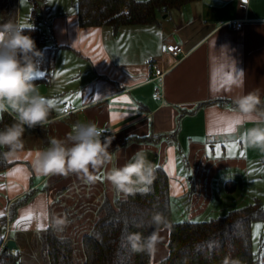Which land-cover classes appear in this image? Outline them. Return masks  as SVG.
I'll return each mask as SVG.
<instances>
[{"label": "crops", "instance_id": "crops-1", "mask_svg": "<svg viewBox=\"0 0 264 264\" xmlns=\"http://www.w3.org/2000/svg\"><path fill=\"white\" fill-rule=\"evenodd\" d=\"M36 2L47 45L57 46L48 80L34 83L51 110L43 125L26 129L23 150L5 158L9 166L0 171V217L7 219L3 245L13 240L11 252L19 253L23 264H46L40 236L55 228L54 205L65 200L70 204L60 212L67 215L72 208L74 215L64 218L65 229H55L78 244L101 201L126 196L106 180L107 170L123 166L139 150L167 175L173 222H202L257 201L264 205L262 194H255V185L264 187V152L241 139L256 122L236 123L232 103L254 90L264 100V0H196L157 13L154 25L116 32L107 25L81 27L74 0ZM21 7L16 0L14 23L25 27L29 16L21 18ZM236 22L242 23L239 30ZM164 44L184 53L164 54ZM154 65L165 71L158 100L152 98ZM5 112L15 119L11 110ZM89 121L113 154L111 163L95 171V182L34 171L36 153L51 139H65L74 125ZM21 201L10 219L9 211ZM155 234L148 264H160L168 255L169 229ZM251 234L254 264H264V223H253ZM30 252L41 260L29 259Z\"/></svg>", "mask_w": 264, "mask_h": 264}, {"label": "trees", "instance_id": "trees-1", "mask_svg": "<svg viewBox=\"0 0 264 264\" xmlns=\"http://www.w3.org/2000/svg\"><path fill=\"white\" fill-rule=\"evenodd\" d=\"M28 1L29 24L22 27L23 34L30 35L37 50L43 53L39 68L43 77L36 83L48 80L54 69L57 46L47 45L45 33L39 27L37 2ZM192 1L196 0H74V3L81 27L107 25L116 32L123 26L154 25L157 13L167 14ZM1 3L2 11L6 12L0 20L3 25L15 17L16 0ZM14 120L8 113H0V128ZM8 166L0 156V171ZM20 204L22 201L9 211L10 219ZM157 213L165 218V223H153L152 217ZM95 214L96 220L82 236L77 251L73 240L59 236L55 228L41 234L46 264H148L151 251L133 248L128 238L139 233L142 243L143 237L163 227L169 229L168 255L160 264H222L225 256L239 260L240 264H254L251 227L253 223H264V205L258 201L207 221L173 222L168 178L161 167L155 168L153 183L146 191L126 194L124 198H104ZM6 224V217H0V264H23L19 253H12L3 245ZM78 252L81 255L77 257Z\"/></svg>", "mask_w": 264, "mask_h": 264}, {"label": "clouds", "instance_id": "clouds-1", "mask_svg": "<svg viewBox=\"0 0 264 264\" xmlns=\"http://www.w3.org/2000/svg\"><path fill=\"white\" fill-rule=\"evenodd\" d=\"M24 28L8 22L0 25V113L11 110L15 114L13 123L0 128V156L4 158L19 155L24 148L26 129L43 125L50 114V102L39 94L34 81L42 77L40 60L43 53L36 48L30 35L23 34ZM233 113L239 122L254 121L255 126L245 129L241 135L244 143L264 152V100L259 90L236 95L232 101ZM97 125L91 121L77 123L65 139L53 138L46 150L36 153L32 168L42 175L68 176L75 174L86 183L96 180L95 171L111 163L112 153L109 142ZM155 168L142 150L134 153L120 167H111L106 172V180L117 194L144 192L153 183ZM155 225L165 223V218L157 213L152 217ZM53 226L61 229L63 218L54 217ZM133 248L148 251L155 249V231L147 237L139 233L129 236ZM222 264H240L239 260L225 256Z\"/></svg>", "mask_w": 264, "mask_h": 264}, {"label": "rangeland", "instance_id": "rangeland-1", "mask_svg": "<svg viewBox=\"0 0 264 264\" xmlns=\"http://www.w3.org/2000/svg\"><path fill=\"white\" fill-rule=\"evenodd\" d=\"M22 1V7H21V10H20V12H21V18H28V14L30 13V4H29V2L27 1V0H20V2ZM68 2H69V0H68ZM2 3H1V0H0V11L2 12V14H3V11H2ZM39 8H40V6L38 7V12H40L39 11ZM14 21H15V18L14 17H12L11 18V20L9 21V22H12V23H14ZM240 180V179H239ZM258 181V180H257ZM257 183V182H256ZM240 187H242V186H240ZM250 194H252V189H253V183L251 182V184H250ZM255 194L258 196V195H261L263 198H264V187L263 186H258V185H255ZM67 201V202H66ZM68 201L69 200H65V202L67 203V204H65V202L63 201L62 202V204H55L54 205V209H53V211H54V214H55V216L56 217H59V218H66V217H68L69 219L71 218V216L72 215H74L73 214V210H72V208H70V209H67L68 210V214L66 215V214H64V215H62V213L60 212V210L61 209H63V208H68L67 206L70 204V203H68ZM101 203H102V201H101ZM101 203L99 204V205H101ZM247 204V203H246ZM99 205L97 206V208L99 207ZM81 209H83V212H86V209H87V206L86 207H81ZM100 209V208H99ZM224 213H226V212H223L222 214H224ZM215 218V217H214ZM207 219H209V218H206V219H202V220H207ZM65 220V219H64ZM96 220V219H95ZM66 223L65 224H68V222L67 221H65ZM71 223V222H70ZM90 223H91V221H90ZM72 225H73V223H72ZM65 227V225L64 226H62V228H61V230L62 229H65L64 228ZM56 231H57V233L59 234V232H61V231H58L57 229H56ZM75 240V239H74ZM253 241H254V244L256 245V230H254L253 231ZM160 242H162V241H160ZM74 247L76 248L75 250L77 251V248L78 249H80L79 248V245L77 244V243H74ZM81 255V252H78L77 254H76V256L78 257V256H80ZM44 256V255H43ZM27 257L29 258V259H32V260H38V261H40L41 260V255H39V254H35V253H32V252H30L28 255H27ZM76 257V258H77Z\"/></svg>", "mask_w": 264, "mask_h": 264}, {"label": "built area", "instance_id": "built-area-1", "mask_svg": "<svg viewBox=\"0 0 264 264\" xmlns=\"http://www.w3.org/2000/svg\"><path fill=\"white\" fill-rule=\"evenodd\" d=\"M247 1L248 0H241L242 3H246ZM241 26H242L241 22H236L234 28L239 30ZM161 51L164 54L172 55L174 58H177L184 53L183 49L175 44H164L161 47ZM152 69L154 72L152 81L155 82V85L153 86L152 98L158 100L161 99L162 97V91L158 82L162 79L165 71L162 70V68L158 67V65H154Z\"/></svg>", "mask_w": 264, "mask_h": 264}, {"label": "water", "instance_id": "water-1", "mask_svg": "<svg viewBox=\"0 0 264 264\" xmlns=\"http://www.w3.org/2000/svg\"><path fill=\"white\" fill-rule=\"evenodd\" d=\"M6 248L8 249V250H10V251H12V250H15L16 249V244H15V242L13 241V240H8L7 242H6Z\"/></svg>", "mask_w": 264, "mask_h": 264}, {"label": "snow or ice", "instance_id": "snow-or-ice-1", "mask_svg": "<svg viewBox=\"0 0 264 264\" xmlns=\"http://www.w3.org/2000/svg\"><path fill=\"white\" fill-rule=\"evenodd\" d=\"M236 123H239V121L237 120ZM228 130L231 131V130H232L231 127H229ZM17 171H19V169H17ZM13 174H14V173H13ZM28 218L30 219L31 217H28Z\"/></svg>", "mask_w": 264, "mask_h": 264}]
</instances>
